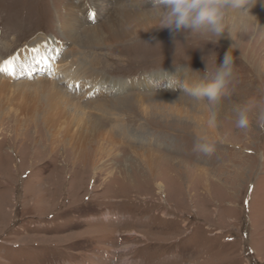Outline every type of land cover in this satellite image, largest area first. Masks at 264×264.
Returning a JSON list of instances; mask_svg holds the SVG:
<instances>
[{
    "label": "rangeland",
    "instance_id": "374dc122",
    "mask_svg": "<svg viewBox=\"0 0 264 264\" xmlns=\"http://www.w3.org/2000/svg\"><path fill=\"white\" fill-rule=\"evenodd\" d=\"M10 1L0 0V264H264V0L218 43L160 27L155 0H129L155 20L84 43L61 36L63 15L79 32L115 28L119 0ZM233 44L235 77L210 124L208 103L181 85ZM249 101L242 129L233 109ZM200 135L210 153L195 150Z\"/></svg>",
    "mask_w": 264,
    "mask_h": 264
},
{
    "label": "clouds",
    "instance_id": "9594fccd",
    "mask_svg": "<svg viewBox=\"0 0 264 264\" xmlns=\"http://www.w3.org/2000/svg\"><path fill=\"white\" fill-rule=\"evenodd\" d=\"M256 3L257 0H155L154 8L158 9L160 27L168 28L174 33L184 32L187 36H213L217 39L208 41L218 43L225 32L232 37L235 30L246 27V14L247 19L253 17L251 8ZM255 22L258 25L257 18ZM233 46L234 44L226 52L222 64L214 71L207 68L204 78L185 81L181 85L185 95L194 101L205 100L208 103L211 109L210 124L216 123L221 97L235 77ZM168 79L171 87L172 78ZM252 109V101L233 109L239 128L249 126ZM258 120L264 122V111L260 112ZM195 150L210 153L213 141L207 135H200L197 137Z\"/></svg>",
    "mask_w": 264,
    "mask_h": 264
},
{
    "label": "bare ground",
    "instance_id": "6f19581e",
    "mask_svg": "<svg viewBox=\"0 0 264 264\" xmlns=\"http://www.w3.org/2000/svg\"><path fill=\"white\" fill-rule=\"evenodd\" d=\"M9 2H11V1L9 0ZM99 3L100 2L97 1V2H95V5L100 6ZM257 3H259V2L257 1ZM11 4L12 3H10L8 5H11ZM118 4L122 8H119L120 10H118L115 13V15L113 16L112 21H113V25L115 26V28H109L108 25L105 23V25H106L105 27L102 25L104 30L99 29L97 26H88L86 28H83V30H80V32H79V29L82 25H80L78 23L77 16H75L74 14L66 12L65 15H63V17H62L61 22L59 23L60 29L66 27L63 29V31L60 32L61 36H63L65 39H67L69 41L72 40V41H75L78 43H84V41L89 40L88 37H90V38L93 37L92 42H95V41H98V40H101L102 38H104L103 33L109 31L111 33V38H113L115 40L116 39H122L123 37H126L129 34V31L135 25H138V24L143 23L144 21H147L150 19H152V20L156 19L155 16L145 15V14H142L140 11H139L140 12L139 13L137 10H134L132 7L135 5V2H132L129 0H119ZM259 4H261V3H259ZM2 6L3 5L1 4L0 7H2ZM261 9H262V7H261ZM257 12H259V10H257ZM31 13H34V12L33 11L29 12V14H31ZM57 22H59V21H57ZM121 27H124V28L120 29ZM78 33H82V34H84V36L80 35V37H77ZM108 39H109V34H108ZM78 78H79V74L77 73V71H75L72 75L68 74V79H69V81H71V83L73 80H77ZM105 85H109V84H104V86ZM107 88L108 89H106V90L111 89L109 87H107ZM117 88H119V87H117ZM109 93L110 92H108L107 94H109ZM114 93L116 94L117 92H114Z\"/></svg>",
    "mask_w": 264,
    "mask_h": 264
},
{
    "label": "snow or ice",
    "instance_id": "6c2138e0",
    "mask_svg": "<svg viewBox=\"0 0 264 264\" xmlns=\"http://www.w3.org/2000/svg\"><path fill=\"white\" fill-rule=\"evenodd\" d=\"M95 13L94 12H89L88 13V18L90 19V20H94L95 19ZM34 51H38V50H34ZM13 63V61H11V60H9V61H6L5 62V65H10V64H12ZM0 71H8V67L7 66H4V67H0Z\"/></svg>",
    "mask_w": 264,
    "mask_h": 264
}]
</instances>
